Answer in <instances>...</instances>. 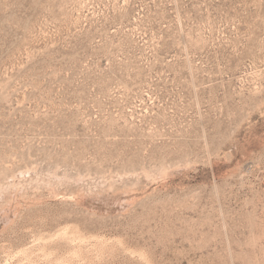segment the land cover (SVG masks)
Listing matches in <instances>:
<instances>
[{
    "label": "rangeland",
    "instance_id": "1",
    "mask_svg": "<svg viewBox=\"0 0 264 264\" xmlns=\"http://www.w3.org/2000/svg\"><path fill=\"white\" fill-rule=\"evenodd\" d=\"M0 264H264V0H0Z\"/></svg>",
    "mask_w": 264,
    "mask_h": 264
}]
</instances>
